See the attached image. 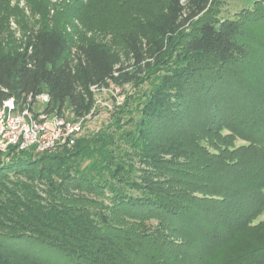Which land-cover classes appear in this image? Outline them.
Segmentation results:
<instances>
[{"label":"trees","instance_id":"obj_1","mask_svg":"<svg viewBox=\"0 0 264 264\" xmlns=\"http://www.w3.org/2000/svg\"><path fill=\"white\" fill-rule=\"evenodd\" d=\"M214 3L168 0L152 44L131 42V67L54 29L0 51V106L46 95L48 113L85 118L96 89L151 82L72 147L9 150L0 264H208L237 236L264 230V89L238 68L248 58L242 18L262 17L219 19ZM148 59L179 64L153 80ZM237 137L247 144L233 151ZM263 254L264 236L223 264H264Z\"/></svg>","mask_w":264,"mask_h":264},{"label":"rangeland","instance_id":"obj_2","mask_svg":"<svg viewBox=\"0 0 264 264\" xmlns=\"http://www.w3.org/2000/svg\"><path fill=\"white\" fill-rule=\"evenodd\" d=\"M167 5L168 0H0V51L19 47L31 29H54L72 44L96 43L113 55L117 65L131 67V42H137L142 49L148 47L147 43L152 44L156 26ZM244 12L261 15L263 19L254 22L244 18L246 16L242 18L244 36L240 43L245 45L248 58L238 66L239 72L264 89V0H215L211 16L232 19ZM148 62L151 65L148 77L153 80L159 77L158 74L173 73L172 67L179 64L176 60V64L168 69L156 60L148 59ZM144 81L143 86L96 89L95 106L84 121L82 136H92L107 129L115 121L113 113L117 108L124 106L129 98L147 95L144 92L151 82L150 79ZM139 101L142 100L136 103ZM126 128L130 129V126ZM246 144L237 137L229 148L235 151ZM233 151L227 153V158L233 157ZM254 153L253 160L260 162L259 152ZM257 222L264 223V212ZM260 231H246L237 236L228 246L216 251L208 264H223L232 257L230 254L256 245L264 236V230Z\"/></svg>","mask_w":264,"mask_h":264},{"label":"built area","instance_id":"obj_3","mask_svg":"<svg viewBox=\"0 0 264 264\" xmlns=\"http://www.w3.org/2000/svg\"><path fill=\"white\" fill-rule=\"evenodd\" d=\"M48 101V96L42 95L35 99L30 96L21 106L14 98L3 102L0 106V160H9L7 153L11 149L48 153L75 145L89 116L75 118L69 111L48 113Z\"/></svg>","mask_w":264,"mask_h":264}]
</instances>
